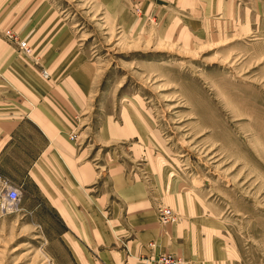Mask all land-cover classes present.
Returning a JSON list of instances; mask_svg holds the SVG:
<instances>
[{
  "label": "crops",
  "instance_id": "obj_1",
  "mask_svg": "<svg viewBox=\"0 0 264 264\" xmlns=\"http://www.w3.org/2000/svg\"><path fill=\"white\" fill-rule=\"evenodd\" d=\"M159 1L165 21L213 40L255 29L257 11L247 0ZM38 3L0 0V30L12 15L32 35L46 31L35 51L47 70L19 66L0 37V175L21 190L20 215H32L48 257L55 264H140L171 254L189 264H236L235 249L210 225L144 121L110 115L87 139L93 75L67 29L49 20L39 26ZM164 206L179 215L177 223L159 224Z\"/></svg>",
  "mask_w": 264,
  "mask_h": 264
},
{
  "label": "rangeland",
  "instance_id": "obj_2",
  "mask_svg": "<svg viewBox=\"0 0 264 264\" xmlns=\"http://www.w3.org/2000/svg\"><path fill=\"white\" fill-rule=\"evenodd\" d=\"M113 1L38 3L39 26L49 20L67 29L93 75L87 139L110 115L144 121L235 249L236 264H264V0H247L257 11L252 33L220 40L165 21L159 0ZM10 17L0 30L8 53L22 68L47 72L35 51L46 31L32 35ZM24 214H0V264H55L41 229Z\"/></svg>",
  "mask_w": 264,
  "mask_h": 264
},
{
  "label": "built area",
  "instance_id": "obj_3",
  "mask_svg": "<svg viewBox=\"0 0 264 264\" xmlns=\"http://www.w3.org/2000/svg\"><path fill=\"white\" fill-rule=\"evenodd\" d=\"M9 39L16 41L19 49L24 55L31 54V48L25 41L17 40L12 34L8 33ZM45 78L47 74L44 73ZM76 136H70L71 140H75ZM22 192L9 179L0 175V214L5 215L19 211V204ZM178 215L168 207H161L158 212V222L161 226H167L177 223ZM153 247L154 244H149ZM140 264H189L180 257L171 254H160L157 256H150L140 260Z\"/></svg>",
  "mask_w": 264,
  "mask_h": 264
},
{
  "label": "bare ground",
  "instance_id": "obj_4",
  "mask_svg": "<svg viewBox=\"0 0 264 264\" xmlns=\"http://www.w3.org/2000/svg\"><path fill=\"white\" fill-rule=\"evenodd\" d=\"M184 260V259H183Z\"/></svg>",
  "mask_w": 264,
  "mask_h": 264
}]
</instances>
